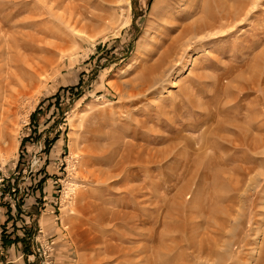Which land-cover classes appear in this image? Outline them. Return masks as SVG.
I'll return each instance as SVG.
<instances>
[{
	"label": "rangeland",
	"instance_id": "obj_1",
	"mask_svg": "<svg viewBox=\"0 0 264 264\" xmlns=\"http://www.w3.org/2000/svg\"><path fill=\"white\" fill-rule=\"evenodd\" d=\"M0 264H264V0H0Z\"/></svg>",
	"mask_w": 264,
	"mask_h": 264
},
{
	"label": "bare ground",
	"instance_id": "obj_2",
	"mask_svg": "<svg viewBox=\"0 0 264 264\" xmlns=\"http://www.w3.org/2000/svg\"><path fill=\"white\" fill-rule=\"evenodd\" d=\"M238 11H239V9H238ZM237 11V12H238ZM222 15V14H221ZM233 16V15H232ZM232 16L230 15L229 16V19H231L232 18ZM230 21V20H229ZM224 23V22H223ZM231 23V22H230ZM193 24V23H192ZM205 24H207L206 22H205ZM226 24V23H225ZM191 25V24H190ZM203 25V24H202ZM210 25V24H209ZM205 26V25H204ZM219 26H220V24H219ZM207 27V26H206ZM191 31V30H190ZM189 33H188V29L187 28H185L184 30H183V32L182 33H180L176 38L174 37V39H173V42H172V44H170V47L169 48H174V50H173V55L172 56H170V53H171V51H168V50H166L165 52H161V53H165V55H166V57L167 58H170L171 57V61L173 60V57H175L176 55H178L180 52V50H184L182 47H187L188 46V40H189ZM176 36V35H175ZM186 37V38H185ZM168 42V41H167ZM166 48V47H165ZM162 50V49H161ZM160 52V51H159ZM160 55V54H159ZM159 57V56H158ZM161 57H163V56H161ZM157 63V62H156ZM168 67V66H167Z\"/></svg>",
	"mask_w": 264,
	"mask_h": 264
}]
</instances>
